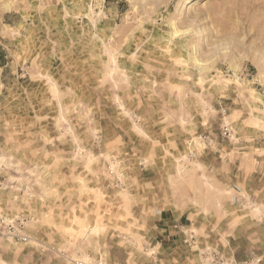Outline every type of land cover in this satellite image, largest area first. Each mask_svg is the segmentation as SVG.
I'll use <instances>...</instances> for the list:
<instances>
[{
	"label": "rangeland",
	"instance_id": "374dc122",
	"mask_svg": "<svg viewBox=\"0 0 264 264\" xmlns=\"http://www.w3.org/2000/svg\"><path fill=\"white\" fill-rule=\"evenodd\" d=\"M166 1L0 0V264H264L262 12Z\"/></svg>",
	"mask_w": 264,
	"mask_h": 264
},
{
	"label": "bare ground",
	"instance_id": "6f19581e",
	"mask_svg": "<svg viewBox=\"0 0 264 264\" xmlns=\"http://www.w3.org/2000/svg\"><path fill=\"white\" fill-rule=\"evenodd\" d=\"M185 1L186 0H167L166 3H164V5H165L164 7L167 10H169L171 4L174 3V2H177V7L175 8V13L177 14L179 12L178 5L179 6L180 5L181 6L184 5ZM150 6H151L150 9H149L150 12L149 11L148 12L152 13V14L156 13V11H157L156 10L157 9L156 8V3H152ZM229 9L234 10L236 12V14L238 16H240L242 19L245 18V19H248V20L252 17L253 13L262 12V18H261V21H260V23H261L260 27H262L264 29V15H263L264 14V0H224L221 5L210 7V8L206 7L205 10H203V11L207 12L206 15H205L206 18L209 17V19H211L212 24H214L219 30H221V29L224 28V26H226L229 23H227L228 18L227 17H222L220 15V12L226 11V10H229ZM210 14H211V17H210ZM190 19L192 20L191 23L186 24L187 23L186 21L187 20L189 21ZM201 21H203V17H198L197 18V16H193V18H189L188 16H185V17L182 18L179 14L178 15H174L167 22L168 25L170 26V32H169V37L167 38V45H166L165 50H167V51H169L171 53L172 47H174V45H176L177 48H179L181 52L185 51V49L187 48L189 42H191L190 40H188V37H190V38H191V36L193 37L194 33L192 32V34H191L188 31V29H186L184 31L181 30L180 29L181 26L183 28L184 27L185 28H189V26L191 27L192 25H194L195 22L196 23H198V22L202 23ZM196 23H195L194 26H196ZM197 31H199V30H197ZM195 61H197V60H195Z\"/></svg>",
	"mask_w": 264,
	"mask_h": 264
},
{
	"label": "crops",
	"instance_id": "0c3cea01",
	"mask_svg": "<svg viewBox=\"0 0 264 264\" xmlns=\"http://www.w3.org/2000/svg\"><path fill=\"white\" fill-rule=\"evenodd\" d=\"M175 229V227H174ZM168 235H167V242L169 245H173L177 241L178 237V232L176 230H170L168 229Z\"/></svg>",
	"mask_w": 264,
	"mask_h": 264
}]
</instances>
